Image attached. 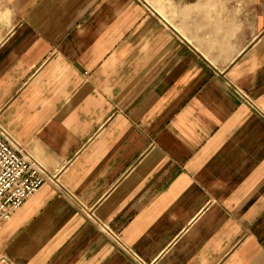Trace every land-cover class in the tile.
<instances>
[{
    "label": "crops",
    "instance_id": "1",
    "mask_svg": "<svg viewBox=\"0 0 264 264\" xmlns=\"http://www.w3.org/2000/svg\"><path fill=\"white\" fill-rule=\"evenodd\" d=\"M0 128V264H264V0H0Z\"/></svg>",
    "mask_w": 264,
    "mask_h": 264
},
{
    "label": "built area",
    "instance_id": "2",
    "mask_svg": "<svg viewBox=\"0 0 264 264\" xmlns=\"http://www.w3.org/2000/svg\"><path fill=\"white\" fill-rule=\"evenodd\" d=\"M46 180L57 181L58 177L29 155L6 129L0 128V228L12 210L22 205ZM102 227L118 238V233L108 225Z\"/></svg>",
    "mask_w": 264,
    "mask_h": 264
},
{
    "label": "rangeland",
    "instance_id": "3",
    "mask_svg": "<svg viewBox=\"0 0 264 264\" xmlns=\"http://www.w3.org/2000/svg\"><path fill=\"white\" fill-rule=\"evenodd\" d=\"M153 2H154V3H159V5H160L161 0H153ZM159 8H160V7H159ZM160 10H161V8H160Z\"/></svg>",
    "mask_w": 264,
    "mask_h": 264
}]
</instances>
